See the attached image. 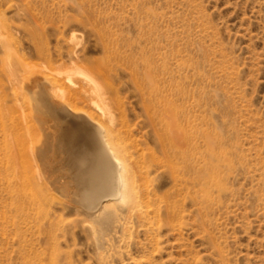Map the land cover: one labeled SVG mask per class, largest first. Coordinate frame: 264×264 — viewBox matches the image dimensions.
I'll return each mask as SVG.
<instances>
[{"label": "rangeland", "instance_id": "374dc122", "mask_svg": "<svg viewBox=\"0 0 264 264\" xmlns=\"http://www.w3.org/2000/svg\"><path fill=\"white\" fill-rule=\"evenodd\" d=\"M43 93L120 133L162 209L160 252L125 207L88 212L53 185L62 170L39 166L40 193L5 169L14 141L54 132ZM172 134L186 155L171 169ZM34 193L48 216L27 211L25 229ZM0 264H264V0H0Z\"/></svg>", "mask_w": 264, "mask_h": 264}, {"label": "bare ground", "instance_id": "6f19581e", "mask_svg": "<svg viewBox=\"0 0 264 264\" xmlns=\"http://www.w3.org/2000/svg\"><path fill=\"white\" fill-rule=\"evenodd\" d=\"M36 78L37 77L32 79L31 83L44 89L45 84L42 80L40 81ZM39 101L41 107L49 115L58 120L53 127L54 132H44L41 139L37 138V142L35 141L36 143H32L29 147H27L29 144H19L17 141H14L12 143L13 147L8 148L10 162L5 166V169L13 172H15L17 168L24 170L22 175L18 173L21 176L19 183H21L22 186L29 185L31 188H33L34 184L40 193L42 189H44L43 187L45 185L43 184L45 180L39 166H43L45 169L43 171L49 174H54L58 170H62V175L59 176L58 180L52 183L53 185L60 182V180H64L62 188H70L72 193L76 196L78 204L87 209L88 212L90 211L97 214V212L106 210L110 207L112 208V206L125 207L129 214V219H136L138 221L140 227L148 234V241L152 244L154 251L160 252L162 250V241L159 235L163 228L161 219L162 209L158 207L156 211H152L148 207V205L151 204V198L154 196L153 190H150L151 192L148 191L145 196L142 195L143 197L140 195L142 193L140 191L141 185L140 187L138 186L139 188L137 187L136 184L138 180H136L135 170H133L134 168H132L131 165L130 158H132L133 155L131 156V153H128V145L125 144L122 148L119 146L121 142H118L119 139L116 137H119L120 133L114 137V133H112L113 130L107 129V125H104L101 121L96 119L92 113L85 108L73 106L65 102V100H53L47 94L43 93V100ZM92 101L94 100L92 99ZM92 101H90L91 105L98 104ZM172 135V144L169 146L166 144L167 140L169 141L168 136L166 140L158 137L163 152V161L161 165L162 167L165 165L171 169L176 164H179V159H184L186 155L185 150L180 149L176 142L177 136H175L173 141L174 134ZM115 139L118 144H116ZM139 155L144 159L143 164H146L142 169V178L143 180H147L150 176V168L147 164L148 159L151 163L156 162V160L152 156L147 157L142 153ZM53 176L57 175L55 174ZM145 183L149 182L147 181ZM48 187L49 186H47V189L45 188L46 191L49 190L50 187ZM55 192L52 190L53 194ZM35 194L36 193L32 194V198L28 200L25 199V196L30 195L25 194L24 200H22L21 203V211L22 214H25L26 218H22L23 220L19 221L17 224L23 226L25 229H30L32 219L30 217L32 215L28 218L26 212L36 211L38 215H42L45 201L50 200L48 198L42 200V198L35 196ZM54 199L56 200L55 197ZM68 204H70V201ZM45 213H48V210L46 211L44 209L45 216L43 215V217L47 218L46 216H48V214ZM173 215L174 209L166 214L165 218H167L168 222L174 220L172 217ZM157 217L158 219H156ZM13 224L16 225L14 222ZM25 245L27 254L29 252L34 253L32 244L26 243ZM42 253L45 254L44 251Z\"/></svg>", "mask_w": 264, "mask_h": 264}]
</instances>
